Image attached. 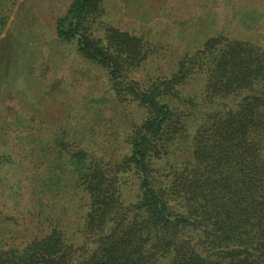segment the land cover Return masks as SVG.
I'll return each instance as SVG.
<instances>
[{
	"label": "trees",
	"instance_id": "1",
	"mask_svg": "<svg viewBox=\"0 0 264 264\" xmlns=\"http://www.w3.org/2000/svg\"><path fill=\"white\" fill-rule=\"evenodd\" d=\"M102 4L72 0L56 20L58 38L107 69L117 97L131 98L147 116L128 136L130 151L112 165L63 147L86 199L84 243L68 242L55 227L0 250V264H264V46L211 37L171 77L144 88L129 78L148 56L146 41L113 27L100 37L90 32ZM203 73V99L186 98L179 87ZM220 101L236 107L210 113L190 138L196 111ZM186 145L187 158L174 159ZM130 174L141 193L125 203Z\"/></svg>",
	"mask_w": 264,
	"mask_h": 264
},
{
	"label": "rangeland",
	"instance_id": "2",
	"mask_svg": "<svg viewBox=\"0 0 264 264\" xmlns=\"http://www.w3.org/2000/svg\"><path fill=\"white\" fill-rule=\"evenodd\" d=\"M71 3L0 0L1 251L23 247L55 227L68 242L83 244L86 199L63 147L84 148L96 163L112 165L130 151L128 136L147 116L131 98L117 97L107 69L81 57L76 42L59 40L56 20ZM102 7L89 23L95 36L113 27L146 41L148 56L129 78L144 88L171 77L180 59L211 37L264 46V0H103ZM205 77L196 74L179 87L181 93L202 100ZM235 107L220 101L197 110L190 138L210 113ZM188 149L173 158L185 160ZM127 179L123 200L136 202L140 181L131 174Z\"/></svg>",
	"mask_w": 264,
	"mask_h": 264
}]
</instances>
